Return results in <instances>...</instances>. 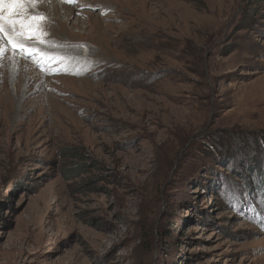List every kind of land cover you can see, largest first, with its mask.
Returning <instances> with one entry per match:
<instances>
[{
  "label": "rangeland",
  "instance_id": "374dc122",
  "mask_svg": "<svg viewBox=\"0 0 264 264\" xmlns=\"http://www.w3.org/2000/svg\"><path fill=\"white\" fill-rule=\"evenodd\" d=\"M67 6L109 62L4 47L0 264H264V0Z\"/></svg>",
  "mask_w": 264,
  "mask_h": 264
},
{
  "label": "bare ground",
  "instance_id": "6f19581e",
  "mask_svg": "<svg viewBox=\"0 0 264 264\" xmlns=\"http://www.w3.org/2000/svg\"><path fill=\"white\" fill-rule=\"evenodd\" d=\"M80 4H81V2H80ZM67 5H68V3L63 2V0H37L35 5L29 6L30 14H43V16L46 17V19L43 21L42 26L38 25L40 30H42L44 33L47 34L46 36H44L42 38L44 40V42L43 43H35V41H33L29 38V40L24 44L25 48H29V47L34 46L37 49V54H35V55L29 56V55H25V54L21 53L18 50L14 51L12 46L7 43V39H8L7 36L6 35L4 36L3 47H7L8 49L12 50V52H14L15 54H19L23 58H26L29 61V62L24 63L21 60H17L15 62V59H10V58L7 59L6 58L5 64L7 66H9L10 72L13 73L14 75H16V77L19 78L23 74H25L26 76H29V74L27 73L30 69L29 63L34 64L36 67L38 64L46 65V66L48 64H49V66H50V64H52L51 69L60 68L64 71H74V72H78V70H79L81 72V74L89 76L94 72L93 70H90L92 67H97L100 69L101 67L104 66V64L107 61L109 62V60L106 61V59H104L102 56H95L94 57V55H96L97 53L96 54L93 53L94 55L91 56L92 49L90 48V46L87 47L85 44H84L85 46H82L85 48L83 49V53H81V51H82L81 44L85 43V41L87 42L88 38L90 39V37H87V36L82 37L80 35L73 34L71 32L70 28L67 26L69 24L68 22H70L71 19L76 18V20L72 23V25H75L76 27L81 26L84 29L88 28V31L90 32V31L96 30L95 28L98 27L97 23H96V21L98 19L94 18V22L91 21V18H93L94 15L89 14L86 21L83 22L80 18H83L85 13L82 10H79L78 6L73 7V6H67ZM81 7H84V4H81ZM62 16H64L66 18L65 21L60 20L59 17H62ZM84 23H86V24L84 26H82V24H84ZM105 26H107V25H105ZM63 33H65L66 36ZM99 33H100V31H99ZM104 36L105 35H103L102 37L104 38ZM107 39H109L108 41L110 42V35L109 36L107 35ZM90 41L92 42V40H90ZM90 41H89V45L91 44ZM45 44L47 46L50 45L49 47H51V49H47L46 47H44ZM86 47L88 48V51L84 52V51H86ZM10 50H9V52H10ZM42 54H47L48 57H52L54 59H52L51 62H49L48 59H42L41 58ZM8 56H9V54H8ZM10 57H12V56H10ZM80 66H83V67L81 68ZM6 69H7V67H6ZM7 71L5 72V75L10 76L11 73L7 72ZM0 72H1V69H0ZM2 73H3V71H2ZM97 74H98V72H97ZM1 80L3 82L0 83V103H2L1 100L3 99V96H4L2 94V91H4V93H6V90H5L6 83L4 82V78L0 77V81ZM14 80H15V85H14L15 88L19 89V87L21 85L19 84V82L16 81V78ZM25 81H26V79H25ZM19 92H21V91H19ZM20 97H22V96H20ZM42 103H45V102H42Z\"/></svg>",
  "mask_w": 264,
  "mask_h": 264
},
{
  "label": "snow or ice",
  "instance_id": "6c2138e0",
  "mask_svg": "<svg viewBox=\"0 0 264 264\" xmlns=\"http://www.w3.org/2000/svg\"><path fill=\"white\" fill-rule=\"evenodd\" d=\"M37 0H0V56L6 50L3 47V38L7 36V43L13 50L20 51L25 55L37 54V49L33 47L25 48L24 44L29 38L35 43H43L42 39L47 34L38 25L42 26L46 17L43 14H30L29 6L35 5ZM66 3H76L77 0H63ZM42 59L51 62L52 57L42 54Z\"/></svg>",
  "mask_w": 264,
  "mask_h": 264
}]
</instances>
